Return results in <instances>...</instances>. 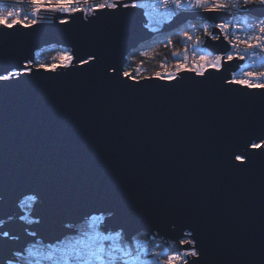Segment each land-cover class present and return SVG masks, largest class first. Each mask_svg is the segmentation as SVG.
I'll return each mask as SVG.
<instances>
[{
  "label": "water",
  "instance_id": "obj_1",
  "mask_svg": "<svg viewBox=\"0 0 264 264\" xmlns=\"http://www.w3.org/2000/svg\"><path fill=\"white\" fill-rule=\"evenodd\" d=\"M83 15L61 25V14L41 13L32 29L0 32L2 67L56 46L98 52L124 71L127 56L152 37L188 22L229 18L181 11L149 30L139 13L123 19L101 15L92 23ZM201 48L210 56L228 51L223 38L206 36ZM241 62L226 64L207 80L183 73L171 85L154 76L135 85L122 76V82H109L64 69L59 76L40 71L7 87L0 82V232L20 237L0 245L3 253L34 239L53 242L65 225L103 214L102 230L145 234L149 248L171 249L175 221L205 241L204 264H262L264 156L236 169L227 151L264 117V97H245L222 83ZM31 195L38 200L26 223L18 219L24 215L18 205Z\"/></svg>",
  "mask_w": 264,
  "mask_h": 264
},
{
  "label": "snow or ice",
  "instance_id": "obj_2",
  "mask_svg": "<svg viewBox=\"0 0 264 264\" xmlns=\"http://www.w3.org/2000/svg\"><path fill=\"white\" fill-rule=\"evenodd\" d=\"M15 5L30 6L31 16L22 15L23 7ZM185 5L189 9L228 14L230 19L214 25L219 30L218 33L210 31L211 26L205 23L203 35L212 41L223 38L230 50L224 55L193 56L190 65L187 50L183 53L174 52L173 56H182V60L173 65L175 72H156L155 78L166 81L169 85L173 82L178 84L183 73H192L207 80L211 73L224 70L226 64L251 59L249 70L239 74L234 71L230 74L231 78H223L222 83L231 86L230 91H238L242 96L259 94L264 97V0H156L152 4L142 3L141 0H12V6H0V32H13L18 28L32 29L40 22L41 13L61 14L62 18L58 22L67 25L78 12L84 14L83 20L86 23H92L93 19H99L101 15L114 19L133 17L138 13L150 18L154 15L174 17L179 15L178 10H183ZM148 9H153L154 12L147 11ZM159 9L164 12L161 13ZM257 11L260 14L254 20L247 15ZM242 13L245 15H241ZM144 26L149 27L148 24ZM192 27L195 28V25ZM185 39L194 41L197 46L202 41L201 36L187 33ZM205 52L207 53V49ZM142 55L147 56L148 53ZM52 61L50 64L43 61L34 63L33 59L23 58L9 62L8 67H2L5 60L0 55V82L7 87L10 83L19 84L22 77L35 78L40 71L59 76L62 74L60 70L64 69L93 73L109 82H122L119 80L122 76L130 78L135 85L140 84V80L130 76L128 71H121L118 64L104 62L98 52L72 47L59 52ZM257 65L260 66L258 70H251ZM239 67L243 68V65ZM227 151L230 154V164L236 169L247 168L257 155L264 156V117L258 124L250 123L243 136L227 145ZM37 200L36 195L28 196L20 201L18 208L20 211L30 210ZM18 219L23 221L25 216L18 215ZM86 219L89 221L86 226L65 225L66 231L62 238L53 242L45 243L42 239H34L21 248L8 249L7 254L0 248V264H204L208 256L206 243L195 229L185 231L175 221L172 222L171 249L149 251L147 240L137 239L136 233L128 234L123 228L102 230L101 225L107 220L103 214H92ZM4 223V220H0V225ZM29 235L37 237L35 231ZM9 239L19 241L20 237L10 236L9 231L0 232V245L6 244ZM152 239H155V235ZM142 255L151 259H141Z\"/></svg>",
  "mask_w": 264,
  "mask_h": 264
},
{
  "label": "trees",
  "instance_id": "obj_3",
  "mask_svg": "<svg viewBox=\"0 0 264 264\" xmlns=\"http://www.w3.org/2000/svg\"><path fill=\"white\" fill-rule=\"evenodd\" d=\"M185 33H188L186 25L173 31L154 36L140 44L136 50L127 56L124 71H128L130 76H135L136 79L155 76V73L162 68L163 63L172 65L179 59L180 56H173L174 52L183 53L187 50L182 43ZM197 35L203 36L198 28L192 36ZM169 41H171V44H169ZM201 44L202 41L199 46L196 44L194 46V49L198 51L199 55H203L205 51L201 48ZM45 52L46 54L40 60L50 64L53 62L52 58L60 52V47L53 46L52 49L46 50ZM145 52L148 53L147 56L142 55ZM26 219H29V217ZM78 226H86V222L84 221ZM138 237L146 239L147 241L150 239L145 234H140Z\"/></svg>",
  "mask_w": 264,
  "mask_h": 264
},
{
  "label": "built area",
  "instance_id": "obj_4",
  "mask_svg": "<svg viewBox=\"0 0 264 264\" xmlns=\"http://www.w3.org/2000/svg\"><path fill=\"white\" fill-rule=\"evenodd\" d=\"M141 2H147V3H155L156 0H141ZM0 6H12V0H0ZM16 7H23V13L22 15H28V16H31V8L30 6L28 5H15ZM81 7H85V5H81ZM145 11V10H142V12ZM147 11H150V12H154L153 9H148ZM159 11L161 13L164 12L163 9H159ZM179 13L182 11V12H195V11H203V10H199V9H189L187 7V5H185V8L183 10H178ZM241 15H245V14H241ZM250 16V19L254 20L255 19V16H252L250 14H247ZM144 17V20H146V24L149 25V27H147V29L149 30H154V28L159 29L163 23H168L169 21L172 20V17H164V16H153L152 18L148 17V16H143ZM231 17H229L228 19H230ZM205 23L209 24L211 27L209 28L210 31H212L213 29H215L214 25L216 23L214 22H209V21H200L198 23H192V22H188L186 23V29L188 31L187 34L189 35H193V33L196 31V29L198 28V30L200 32H202L203 34V29H204V25ZM233 23H235V20H233ZM145 25V24H144ZM192 25H195V28L192 27ZM198 26V27H197ZM204 35L202 36V41L204 39ZM226 42V41H225ZM183 45L185 46V48L187 49V54H188V58H189V65L191 64V61H192V58L193 56L195 57H199L201 55L198 54V51L194 49V46H195V42L194 41H187L185 39V36L183 38V41H182ZM228 50H230V46L228 45ZM182 60V56L179 57V59L172 65H167L166 63H163L162 65V68L158 71V72H161V73H165L166 71H171V72H175V68L173 67V65H175L178 61ZM249 63L251 64L252 63V60L249 59V60H246V61H242L240 63V65H243V68L241 67H237L236 70H234L237 74H239L241 71H246V70H249V66H247L246 64ZM259 65H257L255 68L251 69V70H258L259 69ZM233 71V72H234ZM232 73V72H231ZM230 73V74H231ZM155 77V76H154ZM230 78H231V75H230ZM86 222V225L87 223H89V221H87V219L85 220ZM137 239H142L141 237H138L137 236ZM148 242V241H147ZM149 251H162V250H165L167 249V247L165 245H156L155 247L153 248H149ZM141 259H144V260H149L151 259V257H146V256H141Z\"/></svg>",
  "mask_w": 264,
  "mask_h": 264
},
{
  "label": "rangeland",
  "instance_id": "obj_5",
  "mask_svg": "<svg viewBox=\"0 0 264 264\" xmlns=\"http://www.w3.org/2000/svg\"><path fill=\"white\" fill-rule=\"evenodd\" d=\"M154 30H156V28H154ZM52 47L53 46H51V47H47V48H43V49H41V50H39V51H37L36 52V54H35V58H34V63L35 62H40L41 60V58L46 54V50H49V49H52ZM64 50H66V49H64V48H60V52L61 51H64ZM208 55V52L206 53L205 51H204V53H203V55ZM247 66H249L250 64L249 63H247L246 64ZM19 205H20V203H19ZM21 207H22V205H21ZM31 210V209H30ZM30 210L29 209H25V210H23V212H24V216H25V219L23 220L24 222H26V223H31L32 221L30 220V219H26L29 215V213H30Z\"/></svg>",
  "mask_w": 264,
  "mask_h": 264
}]
</instances>
